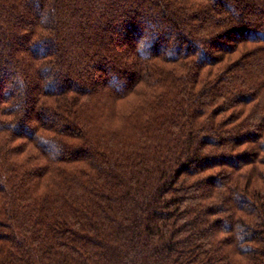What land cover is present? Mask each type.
<instances>
[{
  "label": "trees",
  "instance_id": "trees-1",
  "mask_svg": "<svg viewBox=\"0 0 264 264\" xmlns=\"http://www.w3.org/2000/svg\"><path fill=\"white\" fill-rule=\"evenodd\" d=\"M0 264H264V0H0Z\"/></svg>",
  "mask_w": 264,
  "mask_h": 264
}]
</instances>
